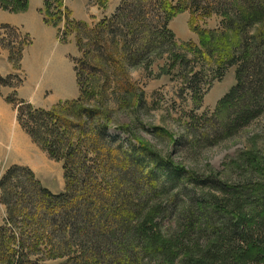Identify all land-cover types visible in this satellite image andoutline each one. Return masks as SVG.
Instances as JSON below:
<instances>
[{"label": "trees", "instance_id": "1", "mask_svg": "<svg viewBox=\"0 0 264 264\" xmlns=\"http://www.w3.org/2000/svg\"><path fill=\"white\" fill-rule=\"evenodd\" d=\"M28 6L29 0H0V8L13 12ZM226 7L217 0H121L116 12L95 26L78 24L88 32V40H78L84 51L76 63L80 96L50 110L18 101L22 128L51 159L62 162L65 189L54 193L26 166L3 172L0 162V203L6 207L0 264H264V181L227 188L221 181L198 180L141 138L135 136L139 146L131 141L116 145L119 138L110 134L113 95H120L112 88H135L122 71L144 66L169 45L177 48L170 23L185 12L191 14L192 30L209 46L202 54L217 57V67L236 68V84L217 108L230 130L227 137L263 115L264 0H229ZM198 12L220 13L222 24L202 29L193 21ZM0 28L19 31L9 24ZM9 49L11 61L14 54L22 59L23 47ZM94 83H100L101 95ZM97 95L101 106L90 107ZM138 96L144 104V94ZM249 156L246 166L264 179V156ZM189 183L204 188L211 183L209 195L195 201L188 196L181 209L179 188L188 189ZM222 189L231 195L214 192ZM168 211L178 216L172 233L161 225Z\"/></svg>", "mask_w": 264, "mask_h": 264}, {"label": "rangeland", "instance_id": "2", "mask_svg": "<svg viewBox=\"0 0 264 264\" xmlns=\"http://www.w3.org/2000/svg\"><path fill=\"white\" fill-rule=\"evenodd\" d=\"M120 2L121 0H29L25 11L13 12L0 8V27L5 24H36L38 21L39 24L50 26L55 32L51 51L45 53L44 50V53L37 57L42 58L45 66L54 61L55 66L62 67V59L65 62L68 60L76 72V63L84 52L79 48L78 40H88V32L78 24L95 26L104 18L111 17ZM217 2L218 6L226 7L229 0ZM222 20L220 13L205 16L198 12L193 21L202 29L214 30L220 27ZM191 24L190 12L179 14L170 23L178 47L169 45L164 49L165 54L153 55L144 66H126L122 71L121 77L128 76L135 88L128 84L123 88H112L111 91L118 89L120 95H113L115 103H111L114 112L109 121L110 134L119 138L116 145L131 141L139 146L135 136L141 138L155 153L189 170L192 178L221 181V186L227 188H235L240 184L256 185L259 179H264L257 176L251 167L246 166V160L250 158V154L264 156V113L248 126L234 131V136L227 137L226 134L230 130L226 131L223 122L218 118L217 108L219 101L236 84V68L217 67L214 61H217V57L211 59L209 53L207 56L202 54L204 49L209 50V46L192 30ZM11 26L19 28V31L0 28V75L4 78L2 83L0 81V162L3 172L13 165L29 167L44 186L54 193H60L65 189L63 164L51 159L32 139L33 143L30 141L29 135L18 121V101H26L37 109L50 110L80 96L78 80L74 98L59 101L58 93L55 90L49 91L51 89H46L45 94H40L37 89L43 86V76L36 73V61L30 66V80L27 79V67H24L25 53L33 44L34 38L23 27ZM67 28L70 32L68 37L63 39ZM227 38L228 43L235 41L231 34ZM23 42L26 45L21 44ZM22 47V59L19 61L18 56L12 54L11 61L9 48L18 52ZM35 47L37 50L42 49V42L38 40ZM110 50L115 49L110 46ZM32 51L28 53L27 61L30 60ZM218 54L216 53V56ZM114 56L122 57L117 51H114ZM178 57L180 58L177 61ZM175 62L177 63L174 64ZM104 70L111 69H105L104 66ZM96 85H99L96 89L101 95L100 83H94L93 86ZM103 87L110 89L109 85ZM29 88L33 92H30L32 99L27 94ZM136 89L138 90L134 94ZM128 91L133 94L127 93ZM141 92L144 94V104H139L138 95ZM95 100L98 102L95 103ZM99 100L101 98L97 95L90 107L101 106ZM122 126L128 131H123ZM195 184L185 185L188 189L182 186L179 188L182 195L180 194L177 203L181 209L189 197L193 201L199 197L208 198L211 183L209 188ZM214 192L219 196L228 194L223 189ZM158 195L160 194L157 193V198ZM167 198H171L170 195L164 200ZM5 217L6 207L0 203V224L4 223ZM161 223L165 232H174L178 225L177 213L168 211L162 217ZM203 242L206 240L203 239ZM60 262L62 260L52 261L50 264Z\"/></svg>", "mask_w": 264, "mask_h": 264}, {"label": "crops", "instance_id": "3", "mask_svg": "<svg viewBox=\"0 0 264 264\" xmlns=\"http://www.w3.org/2000/svg\"><path fill=\"white\" fill-rule=\"evenodd\" d=\"M8 23H14V22H8ZM11 25L23 27V29H25L28 33H30L34 38L33 44L29 46V48L25 53L24 64L26 65L24 67H27V74L29 75L27 76V79L30 80V75H31L30 66L31 63L36 61L38 65L36 66L37 68L36 73L39 76L40 75L43 76V82H42L43 86L41 89H37V91L40 94H45L46 89H51L49 91L55 90V92L58 93L59 101L67 98L68 99L74 98L77 93V85H76L77 77L73 65L68 60L65 62V60L62 59L63 63L60 64V66L62 67L55 66L54 61H52L50 64H47L45 66L43 65L42 58L40 56L37 57V55L44 53V50L45 53L51 51L50 50L51 42H53V38H54L53 33L55 34V32L50 28V26H47L46 24H39V21L36 24H11ZM38 40L42 42L43 48L40 50H37L35 47V44L37 43ZM30 51H32L31 58L29 61H27V56ZM30 92L33 94L31 89L29 88L27 90V94L28 97L32 99ZM30 141H31V137H30Z\"/></svg>", "mask_w": 264, "mask_h": 264}]
</instances>
